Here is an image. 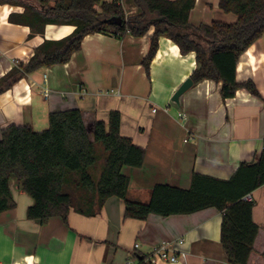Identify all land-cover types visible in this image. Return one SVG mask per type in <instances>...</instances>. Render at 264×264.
I'll return each instance as SVG.
<instances>
[{
  "label": "crops",
  "instance_id": "0c3cea01",
  "mask_svg": "<svg viewBox=\"0 0 264 264\" xmlns=\"http://www.w3.org/2000/svg\"><path fill=\"white\" fill-rule=\"evenodd\" d=\"M219 2L196 0L190 22H235L237 15ZM123 5L127 15L140 10L133 1ZM23 11V6L0 4V77L27 61L45 39H60L75 29L48 24L44 34L30 35L28 25L10 20L11 13ZM149 45L148 35H86L68 62L42 67L0 94V138L14 123L43 129L53 110L79 108L90 129L118 110L121 134L146 150L142 167L123 168L130 178L128 196L141 202L149 201L158 183L187 189L196 172L229 179L240 163L256 161L264 147V34L237 65V81H253L260 96L240 88L224 98L221 83L207 79L176 102L174 93L197 67L196 54H182L162 36L148 74L142 60ZM90 136L94 139L92 131ZM10 187L16 207L0 213V264H139L138 255L150 254L161 242L176 243L186 257L157 264H230L221 242L223 213L215 207L137 219L127 217L123 199L113 196L101 208L94 201L83 210L72 207L67 222L53 216L41 223L28 218L33 198L16 178ZM252 197L260 230L248 264H264V185Z\"/></svg>",
  "mask_w": 264,
  "mask_h": 264
},
{
  "label": "trees",
  "instance_id": "16d2710c",
  "mask_svg": "<svg viewBox=\"0 0 264 264\" xmlns=\"http://www.w3.org/2000/svg\"><path fill=\"white\" fill-rule=\"evenodd\" d=\"M132 1L140 10L127 15L120 0H0L2 5L24 7L23 13H11L10 20L28 25L30 35L44 34L48 24L75 26L65 37L45 39L27 61H19L0 77V94L42 67L68 62L86 35L105 33L118 38L148 35L149 50L142 60L148 74L160 38L166 36L182 54L195 52L197 67L190 75L194 84L207 79L221 83L224 98L240 88L261 95L253 81H237V65L264 34V0H220V7L236 14L237 20L201 25L190 22L196 0ZM115 17H121L122 23H115ZM121 119L114 109L108 122L97 120L90 129L81 110L70 108L51 111L44 130L30 124L5 127L0 138V213L16 207L11 178L33 198L28 218L41 223L53 216L67 222L72 207L83 210L94 201L101 208L113 196L123 199L127 217L137 219L215 207L223 213L221 242L229 263L248 264L260 227L253 219L255 202L244 197L264 185V147L256 161L240 163L229 179L196 172L189 188L158 183L149 201L141 202L128 196L130 178L123 168L142 167L146 150L121 134ZM138 256L139 264H154L150 254Z\"/></svg>",
  "mask_w": 264,
  "mask_h": 264
},
{
  "label": "built area",
  "instance_id": "2783aa9c",
  "mask_svg": "<svg viewBox=\"0 0 264 264\" xmlns=\"http://www.w3.org/2000/svg\"><path fill=\"white\" fill-rule=\"evenodd\" d=\"M156 109L154 108V111ZM245 200L253 201L252 193L245 195ZM182 241V240H180ZM176 243L174 242H161L154 247V249L150 253L149 259L154 264H157L159 261H166V262H175L178 261L180 258H185V252H179L175 246ZM136 248L139 247V243H136Z\"/></svg>",
  "mask_w": 264,
  "mask_h": 264
},
{
  "label": "water",
  "instance_id": "95a60500",
  "mask_svg": "<svg viewBox=\"0 0 264 264\" xmlns=\"http://www.w3.org/2000/svg\"><path fill=\"white\" fill-rule=\"evenodd\" d=\"M114 22L117 24H121L122 23V19L121 17H115L113 18ZM193 80L189 77L187 78L182 85L178 88V90L174 93L172 100L179 102L180 96L186 92L189 88H191L193 86Z\"/></svg>",
  "mask_w": 264,
  "mask_h": 264
},
{
  "label": "rangeland",
  "instance_id": "374dc122",
  "mask_svg": "<svg viewBox=\"0 0 264 264\" xmlns=\"http://www.w3.org/2000/svg\"><path fill=\"white\" fill-rule=\"evenodd\" d=\"M123 3L125 2L126 6L128 4V1L132 2V0H121ZM49 125V124H48ZM48 125H46V127H43V129H37V130H44L45 128L48 127ZM38 128V127H37Z\"/></svg>",
  "mask_w": 264,
  "mask_h": 264
}]
</instances>
